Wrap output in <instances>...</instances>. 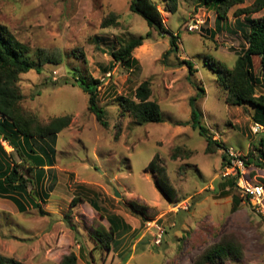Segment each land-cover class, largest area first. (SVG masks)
I'll return each mask as SVG.
<instances>
[{"label": "rangeland", "instance_id": "obj_1", "mask_svg": "<svg viewBox=\"0 0 264 264\" xmlns=\"http://www.w3.org/2000/svg\"><path fill=\"white\" fill-rule=\"evenodd\" d=\"M150 1L161 12L165 33L150 29L130 9L131 0H0V25L27 45L32 57L37 49L58 48L64 54L60 65L46 64L40 74L31 71L20 77L21 108L43 124L71 117L69 126L56 136L22 144L25 153L33 150L54 165L43 186L48 194L47 205L41 208L44 215L33 208L20 214L0 209L4 257L24 264H60L70 254L76 264H189L206 246L233 234L244 247V257L227 264H264L263 220L243 202L232 209V198L239 194L221 176L224 151L207 153L205 138L189 124L182 125L189 121L188 104L197 95L196 84L204 90L196 106L212 139L249 160L250 182L264 184V163L253 147L264 132L251 130L254 109L249 104L226 105L223 89L207 64L211 59L226 68L234 66L246 46L248 18L233 13L254 0L232 7L225 20L216 17L214 5L200 9L196 0H178L175 13L165 10L163 0ZM110 15L118 26L102 28L101 22ZM262 15L264 10L250 18ZM196 17L204 23L198 31L187 32L189 20ZM148 32L142 46L132 52L135 67L112 62L110 52L118 43ZM170 35H178L176 52ZM182 61L192 63V75ZM252 62L255 94L261 95L259 58ZM74 68L102 82L98 106L106 128L88 112L87 95L69 82L68 72ZM145 81L151 100L160 106L162 122L139 126L120 114L115 98L131 97ZM1 145L12 162H19L6 143ZM152 160L158 175L148 168ZM31 189L28 185L27 191ZM75 196L83 200L74 204ZM89 201L98 206L97 212L89 210ZM111 214L128 228L115 233L107 252L94 245L89 233L97 226L108 230ZM156 227L164 231L157 246L152 242Z\"/></svg>", "mask_w": 264, "mask_h": 264}, {"label": "trees", "instance_id": "obj_2", "mask_svg": "<svg viewBox=\"0 0 264 264\" xmlns=\"http://www.w3.org/2000/svg\"><path fill=\"white\" fill-rule=\"evenodd\" d=\"M196 1L198 5L203 7L214 5L216 17L225 20L232 7L242 5L249 0ZM163 2L167 12H177L178 0H163ZM130 9L137 12L145 20L150 29L159 33L166 32L161 12L158 6L150 0H131ZM263 10L264 0H254L248 7L238 9L233 13L235 17L243 15L248 18V26L245 35L246 46L237 54V59L232 68H226L211 59L207 63L210 70L215 74L217 83L223 89L225 104L232 107H242L244 104H249L254 109L253 121L260 126L264 125V93L261 95L255 94V83L257 80L255 74H253L252 59L253 57L259 58L260 76L264 79V15L258 18H250V16L258 14ZM115 20L116 17L110 15L108 19H104L101 22V27L118 26ZM177 36L170 35L169 39L170 46H172L175 52L177 51ZM148 37L149 32L145 37L139 36L125 43H118V48L110 52L112 62L114 64H122L126 68L135 67L137 60L133 58L132 52L142 46ZM63 59L64 54L58 48L51 50L37 49L32 57L27 45L16 40L6 27L0 25V116L6 127V129L2 130V141L8 143L20 160L19 164L12 161L6 162L5 171L0 172V198L12 202L19 213H25L28 208H33L44 215V211L41 209L39 203L47 199L48 194L44 192L42 196L39 195V191H42V189L38 190L36 185L42 184L44 181L46 173L44 166H52L53 164L49 162L45 163L43 158L39 154L36 155L33 150H28L30 154L25 153L22 144H25L26 140L30 139H47L56 136L69 126L71 117L52 118L46 124L41 123L37 117L21 108L22 95L18 84L22 75L31 71L40 74L44 65L51 64L57 66L63 62ZM180 64H184L187 67L189 75L193 74L194 70L191 62L182 61ZM68 74L71 80L69 82L80 88L87 95L88 112L95 116L96 122L101 127L106 128L105 114L98 106V88L102 85V82L83 73L80 68H74ZM69 78L65 80L66 82H63L68 83ZM195 88L197 95L195 98L189 99L188 104L190 108L189 121L182 125L189 124L192 130L205 138V150L207 153H213L217 149L225 151L226 148L220 142L214 141L208 129L202 124V116L195 101L199 95L200 97L204 95V90L196 86V84ZM151 95L150 84L145 81L134 90L131 97H116L115 99L120 107V114L130 116L134 124L139 126L149 123H161L160 106L156 101L151 100ZM7 132L11 133L8 137L6 136ZM17 138L23 140V142L19 143L20 145H17ZM257 145H253L255 151H257L260 157L264 156V133L259 137ZM38 149L40 152H45L43 146H39ZM20 150L23 151L24 155ZM176 155V153L173 154L172 158H175ZM0 156L4 157V159L6 158V161L7 159H11L1 144ZM249 157H252V153H249ZM244 159L246 165H248L249 160L245 157ZM153 160L150 161L148 168L156 171ZM225 160L226 156L223 153L222 166ZM256 164V166L260 165L259 163ZM156 173L158 175V171ZM227 179L229 180V184L235 187L236 178L230 176ZM163 180L166 181L165 178ZM28 185L34 189L33 194L31 190L27 191ZM30 196L33 199L36 198L38 203H34ZM73 200V203L76 204L81 201V198L75 196ZM232 200V209L234 210H237L241 202L249 206L248 201L240 197H233ZM27 202L30 206H28ZM108 221V230L103 226H97L89 233L90 238L94 241V245L107 252L111 250L115 233L118 231L122 232L128 228V224L114 214L109 216ZM243 257L244 247L242 243L233 234H226L221 236L216 243L206 246L189 264H227L228 262L240 261ZM76 260V257L70 254L64 257L60 264H76ZM0 264L24 263L16 262L0 254Z\"/></svg>", "mask_w": 264, "mask_h": 264}, {"label": "built area", "instance_id": "obj_3", "mask_svg": "<svg viewBox=\"0 0 264 264\" xmlns=\"http://www.w3.org/2000/svg\"><path fill=\"white\" fill-rule=\"evenodd\" d=\"M204 23L203 19L192 18L189 20L186 30L187 32H196ZM253 134L264 132V125L253 124L251 127ZM226 160L222 166V178L234 176L235 188L239 197L248 201L251 209L263 220L264 223V184L260 182L252 183L248 177V169L245 163L244 156L232 148H226L224 151ZM258 159L264 163V156H258ZM156 232L153 236L152 242L154 245H160L163 231L155 228Z\"/></svg>", "mask_w": 264, "mask_h": 264}, {"label": "crops", "instance_id": "obj_4", "mask_svg": "<svg viewBox=\"0 0 264 264\" xmlns=\"http://www.w3.org/2000/svg\"><path fill=\"white\" fill-rule=\"evenodd\" d=\"M200 9H204L203 8V6L200 8ZM252 65H253V62H252ZM255 74V73H254ZM259 74H260V69H259ZM256 75V74H255ZM3 120H1V118H0V123H2V125H3V129H6V127L4 126V123L2 122ZM0 129H1V124H0ZM2 129V130H3ZM2 130H1V134H2ZM3 134H4V132H3ZM11 135V133H9V132H7V134H6V136L8 137V136H10ZM1 138H2V135H1ZM23 142V140H21L20 138H17V145H20L19 143L20 142ZM1 142H3L4 144L6 143L7 145H8V143L7 142H4V141H2V140H0V144H1ZM23 145H25V144H23ZM2 146V145H1ZM9 146V145H8ZM7 146V148H9ZM3 147V146H2ZM10 149L11 150H13L11 147H10ZM21 151V153L23 154V151L22 150H20ZM6 152V151H5ZM14 152V151H13ZM7 153V152H6ZM7 155H9L10 156V153H7ZM24 155V154H23ZM24 159V158H23ZM10 161H12V159H7V161H6V158L4 159V157H2V156H0V172L1 171H5V164H6V162L8 163V162H10ZM20 163V160H19V162H17V164H19ZM53 165L54 164H52V166H44V169H45V171H46V173H45V177H44V181H43V183L42 184H38V185H36V188H38V190H40V188L42 189V191H39V195H41L42 196V194L44 193V183H46L47 182V180L49 179V172L52 170V167H53ZM248 174H249V171H248ZM248 177H249V175H248ZM53 187H54V183H50L49 185H48V187H47V190L49 191V194H51V191L53 190ZM31 193L33 194L34 193V189H31ZM81 198V197H80ZM82 199V198H81ZM48 200V198L47 199H45V200H43V202L41 203V208H42V206H43V204H45V205H47L46 204V201ZM83 200V199H82ZM0 209H4V211L5 210H8V211H10V214H12V213H14V212H16V214H20L19 212H18V210H17V208L14 206V204L12 203V202H10L9 200H7V199H2V198H0ZM38 201V200H37ZM86 201V200H85ZM89 203H90V206L88 205V208H90L89 210L92 212L93 210L94 211H98L97 209H98V206L97 205H95L92 201H89ZM44 205V206H45ZM29 206V205H28ZM29 209V208H28Z\"/></svg>", "mask_w": 264, "mask_h": 264}, {"label": "clouds", "instance_id": "obj_5", "mask_svg": "<svg viewBox=\"0 0 264 264\" xmlns=\"http://www.w3.org/2000/svg\"><path fill=\"white\" fill-rule=\"evenodd\" d=\"M0 140H2V138L0 139ZM5 142V141H4ZM186 208V207H185ZM163 234H164V231H163ZM163 236V235H162ZM161 241H162V239H161Z\"/></svg>", "mask_w": 264, "mask_h": 264}, {"label": "water", "instance_id": "obj_6", "mask_svg": "<svg viewBox=\"0 0 264 264\" xmlns=\"http://www.w3.org/2000/svg\"><path fill=\"white\" fill-rule=\"evenodd\" d=\"M0 139H1V135H0Z\"/></svg>", "mask_w": 264, "mask_h": 264}]
</instances>
